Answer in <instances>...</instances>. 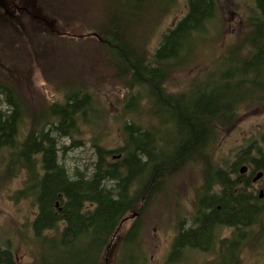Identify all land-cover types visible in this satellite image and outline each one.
Here are the masks:
<instances>
[{
  "label": "trees",
  "instance_id": "1",
  "mask_svg": "<svg viewBox=\"0 0 264 264\" xmlns=\"http://www.w3.org/2000/svg\"><path fill=\"white\" fill-rule=\"evenodd\" d=\"M17 1L22 7L9 10V18L20 23L26 19L39 23L41 18L50 25L53 22L47 19L43 4L58 15L57 11L68 1L71 5L76 3ZM104 1L105 8L98 11L99 26L90 32L100 46L88 47L97 53L94 68L100 76L89 75L90 78L77 81L76 85H64L66 95L62 104L48 105L40 96L35 106L28 90L16 87L15 83L0 85L9 108L7 113L0 111V191L16 175L26 176L27 190L17 193L16 199L31 195L38 207L33 236L29 239L38 251L31 264H144L148 255H144L146 252L139 243L146 215L157 205L166 185L190 165L205 167L206 173L196 179L203 198L196 209L194 226L178 235L168 264L179 263L190 250L213 255L215 259L227 251L229 264H240V253L245 247L261 249L264 256V199H260L264 176L257 182L260 190L256 194L257 183L251 181L252 176L241 173L243 165L248 164L255 177L260 172L264 174V127L262 137L242 150L229 166H216L211 150L218 145L220 131L236 127L240 106L253 109L264 106V96L242 101L245 97L239 95L243 90L240 86L250 81L237 87L227 83L241 73L249 78L255 75L253 84L264 93V0L254 1L244 30L238 32L237 42L229 48L239 69L222 78L227 84L223 93L203 92L192 103L183 92H172L170 82L186 65L193 49L209 38L206 32L214 29L219 34L227 13L236 12L238 6L227 9L222 8L219 0H184L185 16L159 36L158 47L152 50V39L160 23L179 13L183 3L169 0L170 5L164 10L148 9L146 13L136 9L128 28L126 17L108 8V0ZM134 1L135 5L143 2ZM29 10L36 15L28 18L26 11L32 14ZM70 12L79 16L71 9ZM36 27L30 26L34 37L40 32H35ZM22 34L25 36L19 32L21 37ZM55 43V46L68 45V52L74 54H80L83 48L72 42ZM25 57L27 60L29 54ZM26 60L20 67L11 68L30 69ZM104 71H110V80L114 82L105 80L108 76ZM89 72L95 74L93 68ZM71 73H78L77 69ZM102 81L106 83L101 84ZM103 87L110 88L111 94L121 88L125 95L116 96V104L111 103L101 98ZM110 104L120 108L119 114L111 117L121 122L124 146L107 151L95 144L97 160L91 174L78 172L71 178L59 163L53 136L72 138L77 124L85 121L91 125L90 117L95 115L103 117L96 124L100 126L108 119ZM162 125L180 136L179 142L172 143L173 149L160 146L157 134ZM255 155L257 158H253ZM128 216L135 217V224L127 235L120 237L118 244V231ZM228 229L233 230L230 238H221L222 231ZM0 264H17L15 254L0 247ZM205 264L211 263L206 260Z\"/></svg>",
  "mask_w": 264,
  "mask_h": 264
},
{
  "label": "rangeland",
  "instance_id": "2",
  "mask_svg": "<svg viewBox=\"0 0 264 264\" xmlns=\"http://www.w3.org/2000/svg\"><path fill=\"white\" fill-rule=\"evenodd\" d=\"M75 1V5H71L68 1L66 5L61 7L62 9L57 11L58 15L51 10L48 11L43 4V11L47 13V19L52 20L49 22H53V25L41 18H39V23L38 21L34 22L35 19H26L24 23H20L15 18H9L8 12L14 7H17V9L22 7L21 3L17 0L0 1L1 86L15 83L16 87L28 90L30 93L28 96L35 103V106L36 98L38 99L40 96L48 105L53 103L62 104L66 95L64 85H76L80 81H85L87 77L90 78L89 75L100 76L94 68L98 60H95L97 59V53L93 50L94 47L98 48L100 46V41L95 36L92 37L90 32L95 26H99L101 19L98 11L105 8V1ZM219 1L222 8L231 9L238 6L237 11L231 15H229L230 12L227 13L226 23L222 25L223 28L220 27L219 34L217 33L218 30L213 32L214 29L211 32L210 30L206 32L209 38L202 40V44L200 43L197 48L193 49L186 65L180 69L181 72L175 73L170 82L172 92H183L191 103L196 100L197 95L203 92L210 93V95L223 93L227 84L222 78L229 71L239 69L232 60L236 56L229 53V48L237 42L238 32L244 30L246 18L249 17L250 10L255 6V0ZM92 3H94V9H91ZM179 3H183L182 8L179 9L180 12L170 16L166 21L163 19L155 37L152 36L154 47L152 50L158 47L159 36L165 33L167 29L174 28L185 16L187 10L185 2L179 0ZM11 4H14V6ZM169 5V0H143V2L136 5L134 0H108L107 2L108 8H114L116 12L119 11L123 17H126L125 22L128 28L136 9L139 13H146L145 10L161 11ZM77 8L79 12H75ZM70 9L79 16L72 14ZM29 11L32 14L29 15L26 11L28 18L36 15L32 10ZM15 16L17 17V15ZM32 25L38 26L35 32L40 30L38 37L32 36L34 33L33 28L30 29ZM68 28L71 29L68 30ZM19 32H24L25 36L22 34L21 37ZM223 32L224 34H222ZM55 41L61 43L72 42L73 44H80L83 48L81 52H78L80 54H74L68 52V45L55 46ZM89 45L93 49H88ZM26 53L29 54L27 60ZM23 60H26L28 65L31 66L30 69L24 71V69L11 68L13 65L20 67ZM78 64L83 66L78 67ZM91 68L94 69L95 74L89 72ZM76 69L78 73H71L75 72ZM110 71L103 72L108 76L105 80L114 82L110 80L112 78ZM249 77L245 73H241L236 80L227 82L234 87L239 86L243 81L251 82L240 86L243 87V90L239 92V95L245 97L242 101L258 100L264 96V93L253 84L255 75ZM258 82L261 84L260 80ZM104 83L106 82L102 81L101 84ZM122 87L123 85H121ZM121 88H118L114 92L115 94H111L113 91L110 88L103 87L101 98L108 99L111 103L116 104V96L119 98L125 95V91ZM263 107L258 106L253 109L240 106L238 108L239 117H237L236 127L227 132L220 131L217 147L215 149H213L214 146L211 147V150L214 151L216 166H229L238 159L242 150L255 141L256 138L262 137L264 127ZM110 109V113L107 115L108 119L105 118L100 126H96V124L103 117L95 115L91 116L92 118L90 117L91 125L85 121L80 122L79 125L77 124L76 133L72 138L53 136L59 150V163L71 178H75L78 172L91 174L97 160L95 144L107 151H117L124 146V132L121 122L114 118L115 115L119 114L120 108L118 105L110 104ZM8 110L5 96L0 90V111L7 113ZM111 115L114 117H111ZM145 116L149 118V116ZM157 137L160 146L164 149H173L174 144L172 143L180 141V136L176 131L169 130L164 125L160 127ZM74 145L80 147L76 148ZM64 148H66V151L63 150ZM253 158H257V156L255 155ZM247 165L244 164L243 166L246 167ZM204 170V165H190L186 171L179 173L177 178L166 185L159 202L149 215H146V220L142 225L143 234L139 243V247L146 252L144 255H148L144 264H168V258L172 254L178 235L182 230H188L194 226L193 221L197 216L196 209L198 204L201 205L200 201L203 198V195L201 196L198 193L199 187L196 179L199 175L206 173ZM252 172L251 168L250 173ZM26 182V176L22 173L18 174L0 191V247L12 251L15 254L17 264H31L35 258L34 253L37 254L38 251L34 242L29 240L30 236H33V222L38 213L36 201L31 195L29 198L20 196L19 199H16L17 193L27 190L25 187ZM255 190L256 194H259L258 183L255 184ZM208 195H210V192H208ZM134 224L135 218L128 216L118 231V244L121 242L120 237L127 235ZM232 232L231 229L223 230L221 238H230ZM227 253V251H223L215 259L213 255H205V253L190 250L185 253L184 259L181 257L182 262L180 260L176 264H205L206 260L211 264H229V260L226 259ZM240 264H264L263 250H251L245 247L240 253Z\"/></svg>",
  "mask_w": 264,
  "mask_h": 264
},
{
  "label": "water",
  "instance_id": "3",
  "mask_svg": "<svg viewBox=\"0 0 264 264\" xmlns=\"http://www.w3.org/2000/svg\"><path fill=\"white\" fill-rule=\"evenodd\" d=\"M246 170H247V167H244V168L242 169L241 173L244 174V173L246 172ZM263 176H264V174H263L262 172L258 173V174L256 175V177L254 178L253 182H254V183H257L258 181H260V180L263 178ZM263 197H264V191L261 190V191H260V199H263ZM134 218H135V217H134Z\"/></svg>",
  "mask_w": 264,
  "mask_h": 264
},
{
  "label": "flooded vegetation",
  "instance_id": "4",
  "mask_svg": "<svg viewBox=\"0 0 264 264\" xmlns=\"http://www.w3.org/2000/svg\"><path fill=\"white\" fill-rule=\"evenodd\" d=\"M117 158H119V157H117ZM247 167V170H246V172L244 173V175H247V176H249V177H251L252 176V182H253V180H254V178H255V176H254V174L253 173H250V166H246ZM250 173V174H249ZM249 174V175H248ZM182 262V261H181Z\"/></svg>",
  "mask_w": 264,
  "mask_h": 264
}]
</instances>
